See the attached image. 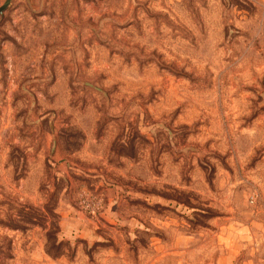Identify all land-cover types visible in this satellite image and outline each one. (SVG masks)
<instances>
[{"label": "rangeland", "instance_id": "1", "mask_svg": "<svg viewBox=\"0 0 264 264\" xmlns=\"http://www.w3.org/2000/svg\"><path fill=\"white\" fill-rule=\"evenodd\" d=\"M0 264H264V0H10Z\"/></svg>", "mask_w": 264, "mask_h": 264}, {"label": "water", "instance_id": "2", "mask_svg": "<svg viewBox=\"0 0 264 264\" xmlns=\"http://www.w3.org/2000/svg\"><path fill=\"white\" fill-rule=\"evenodd\" d=\"M9 2H10V0H7V1L5 2V4L3 5V7L0 8V10L5 9V8L8 6Z\"/></svg>", "mask_w": 264, "mask_h": 264}]
</instances>
